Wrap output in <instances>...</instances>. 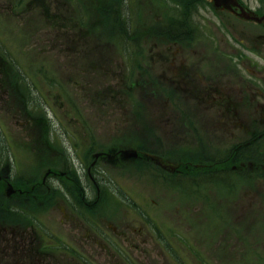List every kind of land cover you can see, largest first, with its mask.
Wrapping results in <instances>:
<instances>
[{
	"label": "rangeland",
	"instance_id": "obj_1",
	"mask_svg": "<svg viewBox=\"0 0 264 264\" xmlns=\"http://www.w3.org/2000/svg\"><path fill=\"white\" fill-rule=\"evenodd\" d=\"M169 1L0 0V167L14 187L0 186V222L73 215L53 202L79 198L75 184L94 199L98 186L111 232L97 246L101 264H264V137L248 138L264 113L185 104L195 88L240 77L245 99L258 88L263 103L264 42L252 37L264 22L226 16L210 0L184 11ZM177 46L188 69L206 57L212 78L181 77ZM171 80L181 90L165 95L159 83ZM47 167L75 173L57 181L65 194Z\"/></svg>",
	"mask_w": 264,
	"mask_h": 264
},
{
	"label": "flooded vegetation",
	"instance_id": "obj_2",
	"mask_svg": "<svg viewBox=\"0 0 264 264\" xmlns=\"http://www.w3.org/2000/svg\"><path fill=\"white\" fill-rule=\"evenodd\" d=\"M258 1V4L256 3V8L248 7L246 4L242 3L241 0H233V2L227 1L222 7L216 8L214 7L213 1L210 2L216 10H222L226 16L231 15L236 19L247 20L261 25L264 20L258 21L257 19L264 15V12L261 10V3H263L264 0ZM241 13H244L243 16L246 18L240 17L239 14ZM251 19H254V21ZM252 25L254 24L251 23L249 26ZM207 30L208 29H205V31ZM244 36L240 38L242 41L240 39L237 40L236 43H240L238 47H245L244 44L247 38ZM252 38H254V40H261L260 42L262 43L264 42V33L255 35V37ZM251 46L255 47L253 45ZM190 51L192 50L190 49ZM183 53L184 49L181 46H177L176 49H174V55H172L174 60L182 65L178 72L181 74V77L187 79L195 77L198 79V82L200 79L204 81V79L212 78L209 75H204L205 73L202 69L203 64L207 63L206 57L196 55L192 58L190 69H188L184 66L187 57L185 53L184 55ZM194 53L196 54V52ZM220 54V58L225 56L223 48H221ZM229 56V54H226L228 59ZM240 56V53L238 56L232 55L233 58H238ZM216 78L220 77L218 76ZM226 84L228 87H225ZM165 85H172L175 90H181V86L178 83H172V80ZM240 85H245L241 77L239 81L234 84L229 81H226V83L221 86L215 83L207 84V92H205L206 88H204L203 91H198L195 88V96L188 98L190 103L186 102L185 104L190 109H198V106L205 103L207 104V109L216 105L218 110L222 109L232 112L248 110L252 112L262 109L264 113V101L261 104L258 99L261 97L259 89L257 88L253 91V94L250 95V99H245L246 95L242 93H246L247 91L242 90ZM230 86L232 89L231 91L229 90V92L227 88ZM236 89L241 93L240 98H235L234 96ZM220 102H223L224 105H221ZM259 139H261V135H258L256 140L259 141ZM62 173L63 174L50 172L48 175L51 182H53L56 187H60L57 181L61 177L66 179L70 178L66 172ZM3 178H5V175H0V180ZM71 180L73 182V178ZM91 185L93 186L94 183L92 182ZM83 189L87 191L86 188ZM94 190L96 193L94 199H88V201L83 199L71 201L67 199L62 203H60V201L53 202L54 205L51 207L54 209L58 207L73 208V215L53 217L52 220L45 221H41L37 218V222H34L31 218L22 217L19 221L12 224V226L0 222V251L2 254L0 264H101L102 253L100 247L97 248V246L102 240V235L109 237L111 232L106 228L107 226H102L104 223L101 221V216L97 213L96 209L99 204V187L96 186ZM15 202L20 204H32L31 202L23 200ZM25 207H33V204L25 205ZM88 213H90V215L87 216L86 214Z\"/></svg>",
	"mask_w": 264,
	"mask_h": 264
},
{
	"label": "bare ground",
	"instance_id": "obj_3",
	"mask_svg": "<svg viewBox=\"0 0 264 264\" xmlns=\"http://www.w3.org/2000/svg\"><path fill=\"white\" fill-rule=\"evenodd\" d=\"M182 2L184 3V8H186V7H189L190 6V0L188 1V0H182ZM169 3L171 4V5H173V8L175 9V2L172 0V1H169ZM166 10V9H165ZM204 34H201V33H199L198 34V37L199 36H203ZM78 186V190H77V193H78V197L80 198H76V199H74L73 198V191L71 192V195L69 196L70 197V200L71 201H74V200H86V194L83 192V189H82V187L81 186H79V185H77Z\"/></svg>",
	"mask_w": 264,
	"mask_h": 264
},
{
	"label": "water",
	"instance_id": "obj_4",
	"mask_svg": "<svg viewBox=\"0 0 264 264\" xmlns=\"http://www.w3.org/2000/svg\"><path fill=\"white\" fill-rule=\"evenodd\" d=\"M215 1V3L218 5V2L220 1V0H214ZM127 155H126V157L127 156H129V157H135V153H131V155H129L130 153H126Z\"/></svg>",
	"mask_w": 264,
	"mask_h": 264
},
{
	"label": "trees",
	"instance_id": "obj_5",
	"mask_svg": "<svg viewBox=\"0 0 264 264\" xmlns=\"http://www.w3.org/2000/svg\"><path fill=\"white\" fill-rule=\"evenodd\" d=\"M173 1H176V0H173ZM178 3H179V2H178ZM179 4H180L182 7H185L183 2H180ZM3 63H4V61H3Z\"/></svg>",
	"mask_w": 264,
	"mask_h": 264
}]
</instances>
